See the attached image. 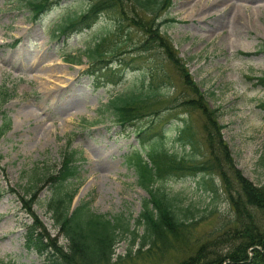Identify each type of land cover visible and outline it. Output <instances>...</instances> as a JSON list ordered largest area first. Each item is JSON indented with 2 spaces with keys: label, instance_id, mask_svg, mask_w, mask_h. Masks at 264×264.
<instances>
[{
  "label": "rangeland",
  "instance_id": "obj_1",
  "mask_svg": "<svg viewBox=\"0 0 264 264\" xmlns=\"http://www.w3.org/2000/svg\"><path fill=\"white\" fill-rule=\"evenodd\" d=\"M30 1L0 0V89L8 95L7 102H0V126L2 121L10 124L0 138V264L44 263L25 246L26 225L32 220L21 198L38 179V202L32 211L53 237L58 236L46 208L49 192L43 181L46 172L61 166L69 142L70 149L87 160L75 203L91 200L93 212L121 217L141 235L136 221L149 195L126 156L139 147V130L157 117L124 127L107 108L114 97L148 90L151 72L159 75L163 70L171 76L175 89L161 87L159 79L153 83L170 98L182 87L166 54L137 51L141 33L131 28L127 34H117L112 13L103 14L89 30L60 35V29L95 0H52L57 3L39 21L32 18ZM164 18L177 21L164 25L162 32L188 64L210 106L219 109L224 140L238 169L255 185L264 186V86L258 82L264 78V51L259 53L264 48V0H173ZM104 40L100 52L111 61L109 70L114 73L107 78L88 73L91 62L85 56ZM186 118L199 141L197 152L175 142ZM158 120L166 149L179 157L202 159L206 142L200 113L189 115L178 108L162 113ZM198 181L162 184L168 193L180 196L185 208L198 209V219L208 217L194 231L195 238L203 241L219 221L231 219V210L221 191L216 197ZM215 183L221 186L218 178ZM214 209L217 213L209 217ZM132 239L128 236L117 244L114 261L127 255ZM59 243L67 244L61 236ZM138 248L135 244L134 251ZM179 255L171 253L157 263L174 264Z\"/></svg>",
  "mask_w": 264,
  "mask_h": 264
},
{
  "label": "trees",
  "instance_id": "obj_2",
  "mask_svg": "<svg viewBox=\"0 0 264 264\" xmlns=\"http://www.w3.org/2000/svg\"><path fill=\"white\" fill-rule=\"evenodd\" d=\"M173 0H95L88 9L72 18L60 29V35L80 33L91 29L103 14L112 13L116 18L117 34L128 33L133 28L142 35L139 49L142 53L162 51L181 76L182 87L171 98L160 88L165 84L175 89L172 78L161 70L151 72L149 89L140 94L114 97L107 109H112L118 122L126 126L157 117L147 128L140 129L139 148L127 156L128 164L135 170L138 183L149 195L142 204L137 219V229L123 218L111 219L92 210V201H82L74 208V200L81 187L82 166L86 159L71 143L62 154L58 169L44 174V184L49 192L46 208L58 236L53 237L39 221L32 206L37 204L40 182L29 185V193L21 198L25 212L32 220L26 225L25 246L44 259L43 264H130L136 261L162 262L167 255L181 254L174 264H264V186H257L238 169L233 153L224 140V126L219 121V109L211 108L200 85L190 74L187 63L179 57L170 38L162 32L166 24H174V18H164ZM57 3V2H56ZM52 0H32L28 3L33 20L39 21L54 4ZM106 42L88 49L85 56L91 62L88 73L107 78L114 73L109 70L111 61L106 60L100 48ZM246 56H252L246 54ZM74 62V61H72ZM97 63L100 68L95 69ZM161 80L160 88L153 83ZM264 86V79H259ZM167 96V97H166ZM8 101V95L0 89V102ZM167 102L171 106L163 107ZM178 104L172 106V104ZM181 108L187 114L200 113L204 117L206 151L202 159L193 156L179 157L166 149L164 129L160 115ZM7 121L0 126V138L10 127ZM176 144L197 152L199 141L190 121L182 120L177 132ZM38 178V177H36ZM192 178L218 196L221 191L230 210L231 219L219 221L205 240L196 239L194 231L208 217L198 219V209L184 207L179 195H171L162 183L170 180ZM220 180L221 186L215 183ZM216 209L209 217L215 215ZM66 245H60L59 237ZM131 236L132 244L124 257L114 261L115 248L121 240ZM138 245L137 251L134 246Z\"/></svg>",
  "mask_w": 264,
  "mask_h": 264
}]
</instances>
